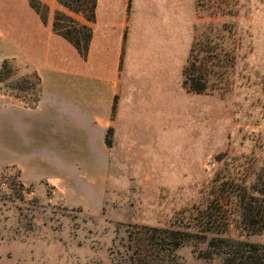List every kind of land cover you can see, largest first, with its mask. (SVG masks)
I'll return each mask as SVG.
<instances>
[{
	"label": "rangeland",
	"instance_id": "rangeland-1",
	"mask_svg": "<svg viewBox=\"0 0 264 264\" xmlns=\"http://www.w3.org/2000/svg\"><path fill=\"white\" fill-rule=\"evenodd\" d=\"M184 5L191 20L188 60L198 43L190 72L209 88L177 95L176 143L166 162L161 159L158 177L138 173L139 178L116 181L103 210L92 214L51 203L49 192L24 187L17 173L3 169L0 264H221L206 258L207 244L198 238L190 236L177 250L165 238L170 231L180 237L195 233L202 223L199 211L209 204L218 209V197L231 235L264 243V234L243 230L236 206L245 190L248 200L264 199L253 192H264V0H191L190 6L185 0ZM177 42L180 56L188 38L183 34ZM6 60L2 75L5 60L0 65V103L11 95L35 104L34 70L22 60ZM153 236L156 246L147 253Z\"/></svg>",
	"mask_w": 264,
	"mask_h": 264
},
{
	"label": "crops",
	"instance_id": "crops-1",
	"mask_svg": "<svg viewBox=\"0 0 264 264\" xmlns=\"http://www.w3.org/2000/svg\"><path fill=\"white\" fill-rule=\"evenodd\" d=\"M38 1L46 22L31 0H0V65L22 60L40 79L35 104L0 103V172L53 204L99 213L116 181L158 177L175 147L177 95H198L183 84L191 20L185 0H98L93 22ZM57 11L92 28L86 55L54 31Z\"/></svg>",
	"mask_w": 264,
	"mask_h": 264
},
{
	"label": "trees",
	"instance_id": "trees-1",
	"mask_svg": "<svg viewBox=\"0 0 264 264\" xmlns=\"http://www.w3.org/2000/svg\"><path fill=\"white\" fill-rule=\"evenodd\" d=\"M61 5L70 9L72 12L83 15L88 22L95 20V12L98 0H59ZM31 6L41 16L42 20L46 22L48 15V7L37 0H31ZM45 9L43 12L41 9ZM63 19L71 23L72 25H64ZM86 30V33L82 31ZM54 31L68 40L83 56L86 55L92 38V28L89 25H83L77 22L73 17L57 12L54 22ZM198 43L193 45L191 49L190 58L184 69V88L191 93L204 94L209 88L208 81H197L191 74V69L195 68L194 53L197 50ZM9 60H5L2 65L1 75L4 70L7 69ZM36 74V73H35ZM37 76V74H36ZM40 86V79L37 76ZM39 95L35 103L38 101ZM112 131L110 130L107 144L110 146ZM255 186H259L258 184ZM253 192L257 193L264 198V192L258 189H253ZM238 209L241 210V217L244 218V229L250 232V235L264 234V199L259 198H247V191L245 190L238 197ZM215 202L218 209H212L210 204L203 210L199 211L201 225L195 227V233H183V237H180L179 231H170V235L165 237L169 243L168 246L172 250H177L182 247L190 236L198 238L207 244V252L205 256L207 259L219 258L221 264H264V243H255L240 240L237 237L231 235L230 223H225L223 217L227 214L224 209V201L220 197L215 198ZM240 215V214H239ZM157 232V229L150 230ZM169 232V231H168ZM187 236V238H185ZM156 237H152L148 243L149 249H146L147 253L151 252V249L156 245H153V241ZM145 254L144 259L148 260V255Z\"/></svg>",
	"mask_w": 264,
	"mask_h": 264
}]
</instances>
